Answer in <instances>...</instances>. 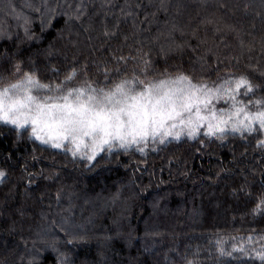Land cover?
Masks as SVG:
<instances>
[{"label":"trees","instance_id":"obj_1","mask_svg":"<svg viewBox=\"0 0 264 264\" xmlns=\"http://www.w3.org/2000/svg\"><path fill=\"white\" fill-rule=\"evenodd\" d=\"M141 58L148 79L164 69L208 83L244 74L262 88L242 98L264 96V0H0V85L19 78L18 62L45 82L75 68L74 84L103 86L104 66L113 80L145 79ZM204 131L102 153L90 167L0 122V264H58L60 253L68 264H260L251 248L264 236L254 212L264 136ZM69 232L83 241L67 243ZM218 241L250 250L221 256Z\"/></svg>","mask_w":264,"mask_h":264},{"label":"snow or ice","instance_id":"obj_2","mask_svg":"<svg viewBox=\"0 0 264 264\" xmlns=\"http://www.w3.org/2000/svg\"><path fill=\"white\" fill-rule=\"evenodd\" d=\"M117 59L124 61L125 57ZM141 59L145 79L133 73L113 80L104 66L100 68L105 78L103 86L87 78L74 84L78 75L75 68L62 81L45 82L37 70L24 71L19 62L15 63L12 70L20 74L19 78L0 85V122L11 125L18 137L30 129L31 137L63 149L90 167L96 166L102 153L111 155L114 150L133 147L143 153L150 143L164 144L183 136L196 139L201 129L205 136L221 141L237 133L241 137L264 136V96L242 98L255 97L262 88L249 76L232 74L219 83H208L195 81L182 71L164 69L159 78L148 79L151 62ZM220 101L228 107L218 109ZM258 145L264 147V139H259ZM6 175L0 170V182ZM254 212L264 214V197ZM68 236L69 244L84 239L75 232ZM259 239L260 248L251 251L264 264V236ZM217 244L221 256L231 257L234 252L247 255L250 250L248 246L233 245L228 251L222 241ZM58 264H68L63 253L59 254Z\"/></svg>","mask_w":264,"mask_h":264},{"label":"rangeland","instance_id":"obj_3","mask_svg":"<svg viewBox=\"0 0 264 264\" xmlns=\"http://www.w3.org/2000/svg\"><path fill=\"white\" fill-rule=\"evenodd\" d=\"M3 29H6V26H4ZM208 40H211V39H208ZM66 72L68 73L69 71H66ZM67 73H66V74H67ZM39 142H40V141H39ZM40 143H41V142H40ZM22 164L24 165L23 170H24V171H25V170H28V166H27V164H25V162H23ZM59 166L67 167L68 169L71 168L70 165H65V164H62V163H60Z\"/></svg>","mask_w":264,"mask_h":264}]
</instances>
